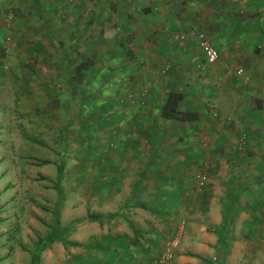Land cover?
Returning a JSON list of instances; mask_svg holds the SVG:
<instances>
[{"label": "crops", "instance_id": "1", "mask_svg": "<svg viewBox=\"0 0 264 264\" xmlns=\"http://www.w3.org/2000/svg\"><path fill=\"white\" fill-rule=\"evenodd\" d=\"M0 45L15 51L11 82L44 83L47 109L61 116L64 68L78 84L76 67L90 63L93 197L109 206L98 213L109 220L92 223L114 229L96 241L98 264H156L178 235L171 264H224L222 224L230 230L250 210L231 217L224 205L264 190V0H0ZM172 93L183 96L177 111L197 119L162 117Z\"/></svg>", "mask_w": 264, "mask_h": 264}, {"label": "rangeland", "instance_id": "2", "mask_svg": "<svg viewBox=\"0 0 264 264\" xmlns=\"http://www.w3.org/2000/svg\"><path fill=\"white\" fill-rule=\"evenodd\" d=\"M5 33L3 44L9 41L11 46L12 41L7 40L11 33ZM199 33L203 32L192 33L197 42ZM0 50V264H29L27 251L38 235L48 232L53 220L56 167L60 164L63 174L58 189L63 191L64 200L59 220L61 227L71 226L67 238L77 246L65 247L55 242L41 252L40 264H98L93 250L96 241L114 229L86 218L90 212L103 213L109 207L107 200L106 204L98 203L93 197L101 181L92 174L95 165L91 158L97 154L93 141L96 129L94 119L91 123L83 121L93 108L84 106V98L88 90L92 92L94 83L85 82L78 87L68 77L73 68H64V114H54L46 107L45 84H13L11 74H18L12 62L15 51L7 52L2 47ZM69 55L74 60V52ZM32 60L28 65L35 64ZM3 76L8 79L1 80ZM13 91L17 94L15 100ZM108 149L105 145L102 154H107ZM42 161L50 163L42 165ZM102 181L105 186L108 179ZM234 191L240 194V190ZM248 192L241 198L239 195L237 202L229 198L224 205L229 212L240 206L250 209L237 214V219L231 221L236 226L230 225V230L222 233H226L224 264H264V190ZM244 218L250 224L241 228Z\"/></svg>", "mask_w": 264, "mask_h": 264}, {"label": "trees", "instance_id": "3", "mask_svg": "<svg viewBox=\"0 0 264 264\" xmlns=\"http://www.w3.org/2000/svg\"><path fill=\"white\" fill-rule=\"evenodd\" d=\"M1 51V50H0ZM2 54V52H1ZM90 69L89 61L81 63L76 67L74 73V80L77 81L78 85L83 84L82 79L86 72ZM183 99L182 94L172 93L167 97L164 106L161 109L162 117L167 119H175L178 121H189L197 119V116L193 113H180L177 111V104ZM49 161H42V165L49 164ZM63 168L62 164L56 167V177H55V191L57 194V201L53 210V220L48 226V232L44 235H38L37 240L34 242L32 247L27 251L30 255L29 264H40V255L46 248L51 246L53 243H61L65 247L77 246L76 242H71L68 240V233L71 231V226L61 227L59 220V210L61 204L64 200V193L62 190L58 189L59 182L62 178ZM227 213V211H225ZM89 222H99L103 223L105 220H109V216H102L95 213H88L86 216ZM225 223L222 224V231L225 232Z\"/></svg>", "mask_w": 264, "mask_h": 264}, {"label": "built area", "instance_id": "4", "mask_svg": "<svg viewBox=\"0 0 264 264\" xmlns=\"http://www.w3.org/2000/svg\"><path fill=\"white\" fill-rule=\"evenodd\" d=\"M8 19L9 20L11 19L10 16ZM197 38H198L200 50L202 51L206 59V62L209 65L216 63L218 59V52L216 48L212 45V43L208 40V38L203 33L197 34ZM198 182H199L198 187L202 188L204 184L206 183V177L205 176L200 177ZM180 241H181L180 235L170 239L165 244L163 252L161 256L159 257L157 264H171L174 259V251L178 247Z\"/></svg>", "mask_w": 264, "mask_h": 264}]
</instances>
